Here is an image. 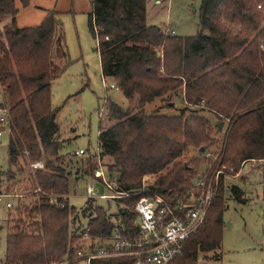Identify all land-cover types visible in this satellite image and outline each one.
<instances>
[{
  "label": "trees",
  "instance_id": "16d2710c",
  "mask_svg": "<svg viewBox=\"0 0 264 264\" xmlns=\"http://www.w3.org/2000/svg\"><path fill=\"white\" fill-rule=\"evenodd\" d=\"M151 1L93 0L90 29L103 78L114 81L127 106L108 99V119L115 124L100 128L98 153L77 155L64 154L68 140L60 139L59 109L53 108L50 93L70 64L61 23L51 12L37 27L18 28L16 4L26 8L31 0H0V21L11 18L0 30V91L11 116L9 169L0 172V186L5 180L15 182L22 164H44L31 174L36 201L24 206L27 221L8 236L3 264H63L87 227L94 237L115 231L137 236L133 209L142 197H161L181 215L177 207L189 202L199 161L180 160L191 149L207 153L218 144L214 127L197 117L199 112L231 119L219 152L221 167L237 170L244 161L264 160V14L257 9L264 0H201L199 33L187 38L168 36L148 24ZM177 102L186 105L177 109ZM106 158L111 161L105 166L109 178L132 194L114 206L115 212L89 199L82 214L69 200L64 208L48 203L50 195L70 197L79 183L94 177L98 159ZM224 193L244 203L243 191L235 186L216 194L203 228L185 242L172 264H199L200 255L208 258L220 249ZM99 248L100 242L79 246L84 252ZM132 263V258H109L90 264Z\"/></svg>",
  "mask_w": 264,
  "mask_h": 264
},
{
  "label": "rangeland",
  "instance_id": "374dc122",
  "mask_svg": "<svg viewBox=\"0 0 264 264\" xmlns=\"http://www.w3.org/2000/svg\"><path fill=\"white\" fill-rule=\"evenodd\" d=\"M153 0L147 5V22L155 25L164 32L174 31L177 37H195L199 33V11L201 0ZM18 13L15 16L18 28H31L39 26L45 17L56 13L65 34V48L68 53L69 67L51 85L50 93L52 106L59 109L57 124L60 128V139L65 141L64 154H72L77 150L96 154L99 150V130L101 127H110L116 121H110L105 116V104L108 99H114L119 106L126 107L127 101L119 92L110 89L114 85L112 79L103 78L100 55L97 51L98 42L90 29V15L93 13V0H31L29 6L22 7L17 2ZM258 11L264 14V5L258 6ZM11 23V18L5 17L0 21L2 31ZM67 61V62H68ZM87 85V86H86ZM3 93L0 91V104L3 102ZM186 103L177 102V109H182ZM203 106V105H202ZM108 107V105H107ZM200 107L198 109H201ZM197 109V108H194ZM197 109V110H198ZM167 115L176 114L177 111H162ZM197 117L208 120L213 129V138L218 141L217 146L210 148L207 153L218 155L225 145L231 129V119L220 118L205 110L199 112ZM187 116H189L187 114ZM223 123L222 131L218 125ZM10 132L0 138V172H6L8 165V149ZM206 152V151H205ZM198 153L191 149L188 157L180 161L184 163L196 160L199 165L195 179L206 166L207 153ZM201 154V155H200ZM244 161L242 169H228L221 167L225 174L232 177H223L219 184L217 196L233 186L244 193V203L224 193L226 210L223 215L224 228L222 243L216 253L208 258L199 256V264H264V164ZM108 166L110 159L102 160ZM23 171L18 174L13 183L5 180L0 186V196L9 194L11 198L2 197L0 200V264L5 261L7 239L11 231H15L20 221L26 222L27 217L24 206H30L36 199L32 196V181L30 165H23ZM239 174V177H234ZM153 178L150 179L152 181ZM92 182L88 178L86 183H79L76 190H72L69 197V206L82 214L87 202L86 187ZM149 182V181H148ZM221 182V181H220ZM100 194L106 191L98 187ZM18 196V197H16ZM11 205V209L7 208ZM96 206L115 212V205L110 201L97 200ZM81 223L86 220L81 217ZM78 264H86L80 262Z\"/></svg>",
  "mask_w": 264,
  "mask_h": 264
},
{
  "label": "built area",
  "instance_id": "2783aa9c",
  "mask_svg": "<svg viewBox=\"0 0 264 264\" xmlns=\"http://www.w3.org/2000/svg\"><path fill=\"white\" fill-rule=\"evenodd\" d=\"M165 34L176 36L175 32L170 30H167ZM110 89L119 91L116 85H112ZM104 115H108L106 104ZM10 131V109L3 100L0 104V138ZM76 154L83 155L84 150H80ZM222 160L221 153L218 155L207 153L206 166L201 170L188 193L189 202L181 203L177 207L181 215L169 209L166 201L161 197H156V199L142 197L133 209L138 224L137 236L127 237L115 231L109 237H94L90 235V230L87 227L79 241L70 250L73 253L66 256L63 264H78L80 262L90 264L93 260L109 258H132V264H172L174 259L182 253L185 242L203 228L221 179L232 177L222 170ZM249 161V163H257L255 160ZM259 163L264 164V160ZM245 165L244 162L242 169ZM30 168L32 171L40 170L44 168V164L43 162L33 163L30 164ZM234 177L238 178L239 174ZM99 186L105 189V194H100ZM36 193H42L41 189H37ZM131 195V193L119 190L116 181L111 180L107 175L102 159H98V167L94 172L92 182L86 188L87 199L110 201L112 204L118 205L120 200L127 199ZM2 197L11 198L12 196L3 194L0 196V200ZM60 199L63 201L61 202ZM66 200H69V197L48 196V203L57 208H64ZM7 208L11 209V205L7 204ZM92 242H100L101 248L91 252L79 249V246L83 248Z\"/></svg>",
  "mask_w": 264,
  "mask_h": 264
},
{
  "label": "water",
  "instance_id": "95a60500",
  "mask_svg": "<svg viewBox=\"0 0 264 264\" xmlns=\"http://www.w3.org/2000/svg\"><path fill=\"white\" fill-rule=\"evenodd\" d=\"M158 3H159V1H158ZM222 126H223V123H221V124L218 125L219 131H222ZM204 152H205L204 149H202L201 150V153H204Z\"/></svg>",
  "mask_w": 264,
  "mask_h": 264
},
{
  "label": "crops",
  "instance_id": "0c3cea01",
  "mask_svg": "<svg viewBox=\"0 0 264 264\" xmlns=\"http://www.w3.org/2000/svg\"><path fill=\"white\" fill-rule=\"evenodd\" d=\"M20 3V2H19ZM155 3V2H154ZM158 3V1L155 3V4H157ZM21 5V4H20ZM81 150V149H80ZM80 150H77V151H75L74 153H77L78 151H80ZM7 206V205H6Z\"/></svg>",
  "mask_w": 264,
  "mask_h": 264
}]
</instances>
